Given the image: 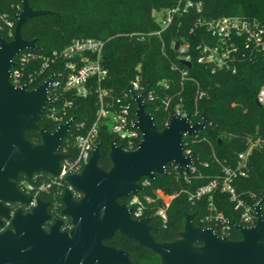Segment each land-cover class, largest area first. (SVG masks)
Segmentation results:
<instances>
[{
    "label": "trees",
    "instance_id": "obj_1",
    "mask_svg": "<svg viewBox=\"0 0 264 264\" xmlns=\"http://www.w3.org/2000/svg\"><path fill=\"white\" fill-rule=\"evenodd\" d=\"M194 1L202 3L201 12L193 8L177 16L173 24L160 35L155 32L161 29L162 10L175 5L178 0H29L34 10H50L52 13L31 18L22 26L23 37L35 39L39 47L33 50L37 57L29 62L27 74L36 75L44 57H51L55 50L65 48L74 39H99L104 42L102 63L108 69V76L102 86L114 96H124L130 81L140 73L145 88L155 92L154 100L146 103V111L154 117L159 130L167 126L177 105H181L182 111L193 124L200 122L202 113L206 111V127L184 137L185 150L189 149L194 156V170L185 178L183 173L178 176L172 164H168L165 174L150 179L149 185L141 192V195L155 197L157 190L163 189L175 195L167 209L166 224L154 215L163 200L158 199L148 205L146 215L151 217L152 234L160 242L177 237L184 226L186 213L195 214V225L212 226L221 235V230L214 222L202 221L211 212H223L232 223L240 222V211L220 186L200 199L191 200L190 194L221 177L224 166H235L237 155L246 149L250 136L264 134V107L256 102L257 93L264 84V55L243 64L237 73L220 71L212 74L193 60L192 66L188 68L189 79L183 81L180 71L173 68L174 65L186 68L173 47V41L186 39L195 43L200 39L190 33L197 17L214 19L224 15H243L258 18L264 24V0ZM17 11L19 9L14 0H5L0 6V14L7 12L11 18ZM0 33L10 39L6 30ZM50 64H65V61L58 59ZM55 69V66L46 69L29 83V88L40 86ZM165 83L169 84L167 89ZM198 90L205 91L206 95L198 98ZM60 92L61 102L65 99L72 102L68 118L76 116L73 130L62 145L65 146L69 139V154L75 155L73 136L84 133L96 121L99 99L95 92L87 97L63 89ZM166 96L172 98L168 108L163 104ZM131 102L135 108V102ZM39 124L50 131L58 126V123L47 117V109ZM79 124L84 126L78 128ZM27 138L40 141L36 132H28ZM114 139L116 136L111 131L110 122L108 119L102 121L98 137L101 143L99 164L105 169L111 166L108 154ZM249 163L248 175L237 177L234 186L242 199L255 203L264 198V146L251 155ZM42 178L46 179L48 175L44 174ZM146 178L142 177L140 182ZM22 179L28 178L22 176ZM66 187L65 180H61L60 185L40 195L41 199L51 202L50 210L54 215L63 207L62 195ZM120 201L126 203L128 197ZM262 211L264 215V201ZM69 225V220L65 221L64 226L69 228ZM231 237L240 239L241 235L233 230ZM106 243L127 250L133 264H160L157 254L124 235H117Z\"/></svg>",
    "mask_w": 264,
    "mask_h": 264
},
{
    "label": "water",
    "instance_id": "obj_2",
    "mask_svg": "<svg viewBox=\"0 0 264 264\" xmlns=\"http://www.w3.org/2000/svg\"><path fill=\"white\" fill-rule=\"evenodd\" d=\"M15 14L17 24L12 40L0 34V227L9 220L14 230L0 233V264H132L131 254L105 241L117 235L135 240L160 258V264H264V215L261 198L255 206L256 223H235L241 238L219 234L212 226L194 224V213H186L183 228L174 240L157 241L150 225L151 217L134 218L121 198L137 195L143 189L142 177L156 179L165 174L166 166L175 163L189 170L194 156L185 153L184 134H196L206 127L208 116L191 124L188 117L174 114L163 130L146 111L145 93L131 91L136 102V127L142 141L134 150H126L112 140L109 169L99 164L101 143L95 146L89 162L79 173L64 177L68 187L62 195L61 214L70 218L71 228L61 230L57 219L49 230L44 224L51 219L50 201L36 199L31 210L21 209L14 215L5 202L30 205L33 196L19 187L22 176L35 174L59 176L67 155L61 152L63 139L71 131L76 116L50 131L41 127L46 105L51 101L49 86L53 75L40 86L12 83L14 57L25 49H39L36 40L23 37L22 26L31 18L50 14L34 10L29 0H20ZM179 43L176 42L175 49ZM188 67L190 62H184ZM36 132L40 141L27 138ZM74 191L80 193L75 197Z\"/></svg>",
    "mask_w": 264,
    "mask_h": 264
},
{
    "label": "built area",
    "instance_id": "obj_3",
    "mask_svg": "<svg viewBox=\"0 0 264 264\" xmlns=\"http://www.w3.org/2000/svg\"><path fill=\"white\" fill-rule=\"evenodd\" d=\"M3 1L5 0H0V6ZM14 1H16V8L19 9L15 13L17 14L20 12L22 5L20 0ZM193 8L197 12H201L202 3L194 0H178L175 5L162 10L160 18L161 29L155 33L160 35L162 31L173 24L177 16L186 14ZM0 19L2 20V23H0V32L6 30L10 39H5L8 41L12 40L17 24L15 15L14 18H11L7 12H3L0 14ZM190 33L199 36L200 39L195 43L186 39L173 41L174 49L176 42L179 43L175 51L178 53L182 64L186 67L179 68L177 65L173 66L174 69L180 71L182 81L189 79L188 68L192 66L193 60L203 65L212 74L220 71L237 73L243 64L253 62L259 56L264 55V24L255 17L224 15L209 19L199 16L195 19ZM103 48L104 42L99 39H74L65 48L55 50L51 57H44L40 70L35 73L36 75L26 73L29 62L37 57L33 49H25L13 59L14 66L11 69L10 79L16 86L26 84L29 87V83H32L37 76L43 74L51 66H55L56 69L51 74L54 77L49 86L51 101L46 105L45 110L47 109V117L58 123V126L69 119V108L72 106V102L69 99L61 102L62 93L60 89L82 97H87L92 92H95L99 99L96 121L84 133L73 136L76 154H69V147L71 145L69 139L65 146L62 145L61 152L66 154L67 157L63 161L61 174L59 176L47 174L48 178L43 179L42 176L44 174L40 173L35 174L31 180H20L21 188L33 196L32 205H35L36 199L40 198L42 193L50 192L52 188L60 185L61 180H64L66 175L79 173L84 168L89 162L93 150L98 143L100 124L102 121L108 119L111 125V131L116 136V139H114L116 144L122 145L124 149L134 150L142 141V133L136 127V107L133 108L131 102H135L132 98L131 91L138 95L144 92L146 103L147 101L154 100L155 92L154 90L145 88L143 85V77L138 73L130 81L124 96L112 95L108 89L102 86V83L108 76V69L102 63ZM58 59H64L65 64H50L55 63ZM184 62H190L191 66L188 67ZM165 87L167 89L169 84L165 83ZM197 94L198 98H203L206 95L205 91L202 90H198ZM171 101L172 98L170 96H166L163 99V104L166 108L169 107ZM256 102L264 107V84L257 93ZM175 110V114L188 117L182 111L181 105H177ZM74 122L67 136L71 134ZM190 123L193 124L191 121ZM83 126V124H79L78 128H82ZM188 135L185 133L184 137ZM185 145L186 143H184V149ZM263 146L264 134L250 136L247 139L246 149L237 155V164L235 166H224L221 177L211 180L208 185L191 193L190 199H200L205 194H211L220 186L223 192L230 195L231 200L235 202V208L240 211V222L237 223L244 226L255 225L257 219L255 206L258 201L249 203L242 199L234 186V180L239 176L248 175L251 155L256 150L262 149ZM185 153L191 155L189 149L185 150ZM169 164H172V169L176 171L178 176L183 173L185 178L188 177L189 172L194 170V163L190 166L189 170L182 169L175 163ZM139 183L144 189V187L149 185L150 178L147 177L141 182L139 181ZM142 190L137 195L128 196L126 204L132 210V216L134 218L146 217V212L149 209L148 205L156 202L158 199H162L163 204L155 209L154 215L160 217L163 224H166L168 219L167 209L171 200L166 201L163 193L158 190L155 197L146 194L141 195ZM74 194L80 196V193L77 191H74ZM210 199H212V196H210ZM202 221L214 222L215 226L221 230L222 235H231L233 230L239 232L235 228V223H232L223 212H211Z\"/></svg>",
    "mask_w": 264,
    "mask_h": 264
},
{
    "label": "flooded vegetation",
    "instance_id": "obj_4",
    "mask_svg": "<svg viewBox=\"0 0 264 264\" xmlns=\"http://www.w3.org/2000/svg\"><path fill=\"white\" fill-rule=\"evenodd\" d=\"M21 179H22V177H21ZM20 179V180H21ZM19 187H20V189L23 191V192H25L24 191V189H22L21 188V186H20V181H19ZM26 193V192H25ZM27 194H29V193H27ZM31 195V194H30ZM75 195V197H80V196H78L77 194H74ZM6 206H8L9 207V209H10V213L12 214V215H14L15 213H16V211L17 210H19V209H21L24 213H26V212H28V211H30L31 210V207L33 206L32 205V203L30 204V205H25V204H21V203H9V202H5L4 203ZM50 208H51V202H50V206H49V209H48V211H49V213L51 214V219L50 220H48L45 224H44V227H45V229L46 230H49L50 229V227H51V225H53L54 224V222L57 220V219H61L62 221H63V223H62V225H61V230L62 231H66V230H69L70 228H71V221H70V218L69 217H67V216H65V215H62L61 214V210L59 211V212H57L56 213V215H54L53 214V212L50 210ZM63 208V207H62ZM61 208V209H62ZM67 220H69V222H70V225H69V228H66L65 226H64V223H65V221H67ZM151 225V224H150ZM152 226V225H151ZM153 228V227H152ZM6 230H14V227H13V225L11 224V222L9 221V220H6L5 221V223H4V225L2 226V227H0V233L1 232H4V231H6ZM151 233H152V231H151ZM107 241H105V243H106ZM107 244V243H106ZM109 245V244H108ZM113 246V245H112ZM131 258H132V256H131ZM132 264H133V259H132Z\"/></svg>",
    "mask_w": 264,
    "mask_h": 264
},
{
    "label": "rangeland",
    "instance_id": "obj_5",
    "mask_svg": "<svg viewBox=\"0 0 264 264\" xmlns=\"http://www.w3.org/2000/svg\"><path fill=\"white\" fill-rule=\"evenodd\" d=\"M158 191H160L161 193H163L164 199L166 201H170V200L172 201L173 194L166 193L163 189H159Z\"/></svg>",
    "mask_w": 264,
    "mask_h": 264
}]
</instances>
